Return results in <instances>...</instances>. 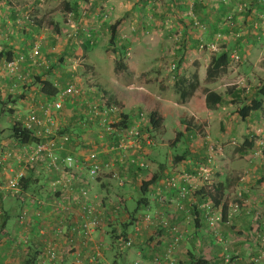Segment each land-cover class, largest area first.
I'll use <instances>...</instances> for the list:
<instances>
[{
    "label": "crops",
    "instance_id": "crops-1",
    "mask_svg": "<svg viewBox=\"0 0 264 264\" xmlns=\"http://www.w3.org/2000/svg\"><path fill=\"white\" fill-rule=\"evenodd\" d=\"M87 1L64 0L61 7L54 10L55 3H58L59 0H0V53L4 54L0 65H3L7 56L14 59L19 54L29 52V49H32L34 45H39L40 53L41 51L44 54L47 53V48L52 42L55 43V40L50 37L48 42L42 41L41 28L43 26L52 27L57 33L62 25L61 21H63L66 5L70 11L73 9L71 13H68L74 14L73 16L80 12V8L88 5L87 12L82 13L85 16L79 21L82 24V29L85 27L86 31L90 32L84 40L81 39L83 43V46L80 47L82 67L87 71L89 80L95 81V87L103 92L107 96L106 98L112 99L120 105L121 113L128 115V128L138 129L140 133L145 129L146 132L141 133L143 137L131 149L111 151L110 147L118 140V135L106 136L100 140L95 132L83 130L80 126L76 128L73 124V114L76 113L74 116L77 117L78 122L81 120V114L88 113L89 118L92 115L87 108L83 107L82 102L80 103L81 107L79 103V107H77L76 103L69 102L70 104L66 105L67 109L61 113L62 117L58 123L56 121L57 126L63 125L69 128V133L72 135V144L68 146L67 154L76 156L78 150H97L102 164H108L109 167L103 169L96 178H88L85 185L86 198L78 195L80 182L76 179L81 174L82 177L86 176V171H72V174L68 171L50 172L45 169L42 163L26 172L20 193L13 195L6 187V180L13 177L20 169L17 163V154H20V151H26V149L13 142L10 138L9 128L13 124V118H25L26 109L27 113L34 111L38 117L42 118L43 113L39 108L50 98L43 97L39 90H29L26 87L24 91H20L24 92L25 97L22 93L11 98V100L15 99L13 108H17L18 111L14 112L17 115L15 117L8 115L4 122H1L2 116H0V227H3L0 230V264H26L32 257L34 264H39L40 260L45 259L43 254L45 244L52 240L55 244L56 260L47 264H72L78 255L84 254L85 250L83 237L76 233L71 234L68 227L71 223L81 222V204L85 201L96 206L100 204L97 209L101 213L102 223L93 233V237L96 242L108 247V249L102 250V255L104 260L110 264H133L135 262L165 264L161 257L166 241L162 242L160 232L153 231L154 225L139 224L137 226L135 223L140 216L147 213L155 217L169 218L180 226L184 239L175 250L178 264H191L195 259L203 261V264H253L252 259L261 256V254L263 256L257 264H264V245L258 237V231L264 224V151L261 156H253L251 151L257 147L256 141L252 148L243 149L247 138L256 137L253 132L249 136L244 134L245 140L240 143L241 146L238 148L229 149L226 147L214 151L216 148L214 144L223 145L229 141H238L239 130L242 128L251 130L250 128L260 120L264 122V107L244 120L247 126L243 127L242 125L239 127L240 129L233 126L232 129L229 128L218 137H211L208 132L209 136H206L203 132L206 128L209 129L214 121L221 122L226 119L230 121L232 116L229 111L232 110V107L238 108V105L232 104L231 98L226 93L229 86L235 87L232 85L233 83H230L234 80L233 78L243 75L255 76L260 69L255 58L257 60L264 59V48L256 31L253 30V24L259 20V7L256 0H229L228 4H223L220 0H213L214 2L203 6L196 3L194 6L191 5L190 9L181 0V26L179 25L180 29L177 27L181 33V51L173 53L176 54L180 63L179 75L175 80H184L185 85H188L196 77L197 87L185 99L186 102L181 105L182 107L190 102L192 111L187 113L188 116L182 112L178 117L177 125L184 127L186 139L182 154L185 155V160L179 165L172 163L174 158L172 155H170V161L161 162L159 159L162 153L167 154L168 148L181 145L177 143L175 146H170L171 144L164 142L167 117L164 116L163 130L152 132L147 116L140 118L138 116L140 110L130 108L127 111L122 106L126 101L129 104V97L126 98V93L131 90L129 89V85H132L130 77L144 73L142 67L147 64V59L142 56V58L135 57L131 58L132 60L124 61L127 68L120 73L129 71V74L125 77L126 80L121 81L123 79L115 78L117 77L114 72L115 59H111L108 54H106L107 60L103 59L96 48L97 42L100 41L99 38L102 41L107 40L108 44V26L114 22L121 20L117 32V42L120 43L124 40H120L121 31L136 27L134 23L138 22L137 15L132 17L125 14L135 9V3L128 6V11L122 13L118 9L121 7V2L114 0L115 4L114 2L110 4L112 11L107 15V12L100 7L96 9L93 7L102 2L113 0ZM239 2L245 3L248 7L242 13L237 9ZM124 3L126 4L127 0H124ZM182 8L192 11L191 15L193 13L201 21H207L208 31L197 32L191 26L189 27L191 21L184 19L187 17L182 14ZM101 11L107 16L105 19L100 16ZM23 13L28 14L31 21L25 22ZM228 15L233 16L234 27L232 28L225 26L222 21ZM96 25L101 30L100 32L93 31L96 29ZM142 27L145 28L144 25ZM127 32V35L124 36H128V38L132 36L133 33ZM237 33L242 36L236 37ZM56 41H58V46L62 40L56 39ZM201 42L213 44V51L202 52L199 49ZM124 43L127 44L126 40ZM72 48L71 43L70 45L66 44L62 50L59 48L60 55L64 59H67L68 56L74 59L71 57ZM74 49L78 51L76 47ZM233 52H237L240 56L239 62L233 60ZM222 53H226L229 58L226 71L217 78L208 80L206 71L211 60ZM62 63L59 66L60 69H55L58 70L56 74L55 70H52L51 73L42 71L41 80H47L53 84V79L56 81L60 79V82L62 78V80L68 79L69 82L75 79L79 73H74L66 61ZM50 65L53 64L50 62ZM138 65L141 66L139 71L136 69ZM24 67L27 66L21 68ZM30 70L31 74H34L37 67L33 66ZM36 77H39V74ZM2 78L5 80L0 79V103L4 102L3 98L6 97L10 85L6 78L3 76ZM175 82L168 83L169 86L165 87V91H170L172 87L177 92ZM144 87L141 86L139 89L145 91ZM258 87H254L253 97H256L255 91ZM235 89L242 90L244 88L236 86ZM206 90L222 95L224 102L219 106L199 111L196 109V105L202 92ZM162 98L165 102V97ZM178 98H180L179 94ZM81 108H84L85 111H81ZM173 109L175 110V108ZM181 110L184 111V108ZM74 111L75 113H73ZM233 117L236 119L237 116L233 114ZM186 126L189 129L187 132ZM145 137L151 138L150 143L142 140ZM5 151H10L12 155H15L10 160L2 162V155ZM64 155L66 154L64 153ZM15 156L16 160H14ZM140 156L147 157L149 161H141ZM140 163H144L146 167H139ZM201 166H204L209 172L208 176L215 184L213 186L215 188L213 189L204 182H196L193 194L188 198L181 199V208H176L173 201L177 200V191L175 189L166 190L165 180L176 178L179 185H185L181 181L182 177L196 175ZM113 174H116L117 177L113 178L111 176ZM154 175L158 177V182L150 186L145 195L141 194L139 190L142 183L150 180ZM69 176L70 187L63 181ZM60 179L62 180L61 185L51 186V183ZM136 194L138 197L134 198ZM131 202L135 205L133 208L129 207ZM207 203L220 214L222 209L226 208V217L216 225L214 230L208 227L203 217L202 206ZM59 204L62 207L68 206L66 207L68 210L57 211L56 205ZM234 205L238 206L236 211L233 209ZM24 211L26 213L23 216V221H20ZM60 221H62V225L66 226L64 227L65 236H56L55 233ZM126 223H132L127 234L132 237L134 244L131 249L120 251L115 245H112L111 236L112 233L118 235L121 232L120 228ZM135 227L139 229L136 235L133 234ZM66 237L70 239V242ZM227 256L230 259L228 263L226 262Z\"/></svg>",
    "mask_w": 264,
    "mask_h": 264
},
{
    "label": "rangeland",
    "instance_id": "rangeland-1",
    "mask_svg": "<svg viewBox=\"0 0 264 264\" xmlns=\"http://www.w3.org/2000/svg\"><path fill=\"white\" fill-rule=\"evenodd\" d=\"M63 2L64 0H59L58 3L56 2L55 3L56 6L54 5L55 6L54 10L59 9ZM113 2L114 0L105 3L102 2L98 5H95L93 8L96 9L100 7V9H103L105 12H107L108 15L112 11L110 4ZM119 2H121V7L120 8L118 7V9L122 13H124V11H128L129 10L128 6L131 4L134 5L135 3V9L125 14L127 16L129 15L132 17H134V15L136 14L138 17V22L134 23L136 27H133L131 29L133 30V32H131V30L128 28L123 29L121 31L120 40L121 39L126 40L127 44L124 43V40H122L121 43L117 42V46L123 50V54H124L123 60L126 62L127 60L129 61L134 59L135 57L142 58V56L144 59H147L146 61L147 64H144L142 67L144 73L136 77L133 76L130 77L132 79L131 81L132 85H129V89L131 90L126 93V98L127 96L129 97L128 98L129 104L125 100L126 102H124V105L122 106L127 111H129L130 108L138 109V111L140 110V114L142 113L143 117L146 116L148 117V114L152 110H156L159 111L160 113H164V116H166L167 118L165 121L166 130L164 131L166 133L163 140L165 143L170 145L175 137L176 132H178V130L180 131V127L177 125L178 124L177 122L179 120L178 117L182 112H185L186 116H188L187 113L192 111L190 102H187L186 105H183L181 107L182 103L186 102V100L181 102L180 98H178V93L175 92L172 89V87L170 91L168 92L165 91V87L168 85V83H174L176 81L175 79L179 75L178 67L180 63L178 57H176V54L173 53L176 51L177 52L181 51V33H179V29H180L179 25L181 26V0H127L126 4L124 3V0H119ZM182 2L183 4H185V6H188V8L190 9L191 5L194 6V4L196 3L203 6L206 4H210L214 1L213 0H183ZM238 5H241V3L239 2ZM87 8L88 5L83 6L82 8H80V12L76 16H73V18L71 17L72 22H75L76 24L74 25V27H71V24L68 22V13L65 11L63 21H61L62 25L59 29L57 28L58 29L57 33L54 32L55 29H52V27L43 26L41 28V35L43 37L42 41L48 42L49 38L51 37L55 40V43L52 42L49 45V47L47 48L48 50L47 53L45 52L44 54L41 51V57H42L41 61L44 64L40 66V68L37 67V70L34 71L35 72L34 74H31L30 69L33 67V65L30 62H26L23 64V66H27V67L24 68H21L23 66L20 67L18 71V76H21L22 78L26 77L25 82H21V80L16 81L15 79L14 84L16 87L13 88L14 85V84L12 85L13 81L8 80L9 81L8 84H10L9 85L10 87L8 86L7 89L8 95L5 92L6 97L3 98L4 102H1L5 104L0 108V116H2L1 122H4L5 118L7 119L9 114H7L6 110L11 108L12 107L11 105H13L11 100L8 101V103L6 102L8 100L7 99L8 96H10L13 99V97L17 95H21L23 93V96L25 97L24 92H20V91H24V89H26L25 87L27 86L28 87L32 86L35 83V77L38 76V74L39 77H41L40 75L41 73H43L42 71H47L51 73L52 70L60 69L59 66L63 64L62 63L63 61H66V63H68V67L72 69L74 73L76 74L79 73V74H77V76H75V79H73L70 82L67 81L68 79L62 80L63 78L61 79V82L60 79H58L57 81L53 79L52 80L53 84L56 85L60 90L64 89V87L67 86L68 84L75 85L76 89L80 91V97L72 98L71 100H69V102L71 103L73 102V104L76 103L77 107H79V104L81 102H83V104L86 103V107H87V103L96 100V98L94 96L92 97L89 92L92 88H95V81L92 79L89 80V78L87 77V71H85V68L82 67L83 61L80 59V55H81L80 47L83 46L81 39L84 40L86 35L90 33L86 31L85 27L84 29H82V24L79 22L81 18L85 16V15L83 16L82 13L87 12ZM191 12L192 11L184 8L182 13L183 15H185V17H187L184 18L186 21L189 22L191 21L189 27L191 26V28L195 29L197 32L200 31L205 33L206 31H208L209 29L208 22L201 21L199 17L193 15V13L191 15ZM22 15L25 22L31 21L30 17H28V14L23 13ZM99 21L100 20L98 19V22ZM219 21L221 22V20ZM195 22L200 25L201 24L205 25L207 29L205 31H202L199 28V26L194 25ZM82 23L84 24L83 20ZM24 25L23 28L25 27ZM142 25H144L145 28H143ZM95 28L96 29H94L93 31H98V32L101 31L99 30L97 25L95 26ZM127 31L133 33L132 36H129V38L128 36H124L127 35L126 34ZM90 35L92 36V34ZM55 36H57V38H55ZM56 39L62 40L60 41L61 43H59L58 46H57L58 41H56ZM98 40L100 41L97 42L96 48L100 56L103 57V59L105 60H107L106 54H108V56L111 59L114 58L112 53L109 52L108 50L109 47L107 44V40L102 41L100 38ZM70 43L73 47L72 48L73 52L71 54V57H74V59L70 58L69 56L67 59H64V57L60 55L61 50L66 44L70 45ZM74 47H76L78 51L75 50ZM59 48L61 50H59ZM29 50H31V48ZM208 50H209L208 48L204 47V49H202V52H208ZM60 58L61 60H59ZM105 60L103 61V64L105 63ZM255 61H257L256 62L258 63L257 66L260 68L258 70L257 75L255 76L243 75L242 77H235L233 78L234 80L230 82L233 83L232 85H234L235 87L239 86L241 88L242 87L250 88V89H246V91L244 92L247 96L249 95L250 97H253L254 95V87L256 88L257 86L264 85V59L259 58L257 60V58H255ZM4 62L5 61H3V63ZM50 62L53 64L52 66L50 65ZM136 69H138L139 71L141 69V66L138 65V68ZM1 71H2V65H0V79L5 80L1 76ZM57 71L56 70L54 71L55 74ZM128 74L129 71L127 73L125 72L119 73L115 78L116 79L121 78L123 79L121 81H124L126 80L125 77ZM141 86H145L144 87L145 91L139 89ZM229 87H233V86H229ZM154 97L156 98V100H154L155 99ZM162 97H165V102H163ZM175 105H177V107H175ZM173 108H175V110ZM183 108L184 111L181 110ZM235 109L237 110L238 108L232 107V110L229 111L230 116H232L230 121H228L227 119L221 122L214 121L213 125L209 129L206 128L203 131L204 134L206 136H209L208 134H210L211 137H218L229 128L232 129L233 126L237 127L238 129H240L239 127H241L242 125L244 127L246 123H244L243 119L241 120L238 117H236L237 119L236 120L233 117V114L237 116ZM15 111L18 110L16 109ZM27 112L28 110L26 109V115H28ZM57 120L59 121L58 118ZM250 129L251 130L247 128L245 130L244 128H242L241 130H239L237 134L240 140L238 139V141L237 140L229 141V143L223 145L214 144L216 146L214 151H216L219 148L222 149L229 147V149H234L240 147L241 146L240 143L244 142L243 140H245L244 134H247V136H249L251 132H253L255 134L254 136H256L257 146H259L260 148H264V122L260 120V122L254 124V126L251 127ZM142 132L145 133L146 132L145 129L142 130ZM184 134H183V138H181L179 142L181 144L179 147H176L175 146L176 144H171L170 146L173 145L175 147L168 148L166 150L167 154L162 153L160 155L159 159L161 162L165 160L170 161L171 158L170 155L177 156L183 154L184 143H186ZM153 137L155 138V136ZM154 138L152 139L154 140ZM140 160L149 161L147 157H143V156H140ZM135 197H138V194H136L134 198ZM134 206L135 205L132 204V202L129 203L130 208H133Z\"/></svg>",
    "mask_w": 264,
    "mask_h": 264
},
{
    "label": "built area",
    "instance_id": "built-area-1",
    "mask_svg": "<svg viewBox=\"0 0 264 264\" xmlns=\"http://www.w3.org/2000/svg\"><path fill=\"white\" fill-rule=\"evenodd\" d=\"M223 4H228L229 0H220ZM256 4L259 7V20L253 24V30L256 31L258 38L260 39V43L264 48V0H256ZM248 7L245 3H241L237 7L238 12L246 10ZM100 16L105 19L107 16L103 11L100 12ZM223 24L227 27H234L233 16L228 15L222 19ZM221 21V22H222ZM68 22L71 24V27H74L75 22H72L71 15L68 14ZM194 25L199 26L202 31H205L207 27L205 25H200L198 23H194ZM262 28V29H261ZM242 36V34H241ZM239 33L236 34V37H241ZM199 49L202 50L204 47L208 48L209 51H213V44H199ZM264 57V53H263ZM232 58L234 61L239 62L240 56L237 52H233ZM41 53L39 45H34L32 49L26 54H19L11 61H5L2 65V76L9 81H13L12 85L16 81L21 80V82H25L26 77L18 76V71L20 67L26 63L30 62L33 66L40 67L44 63L41 61ZM30 64V65H31ZM57 87L56 85H54ZM15 84L13 88H15ZM245 90L249 88L242 87ZM241 88V89H242ZM58 89V93L56 96L46 103L42 104L39 108L42 111V118L38 117L34 111L28 113L25 118L22 119V124L26 129L34 130L36 136L42 139H45L43 142H39L30 146H23L26 151H20L18 155V164L19 170L15 173L13 177H10L6 180V187L13 195H18L20 193V180L25 176V171L27 168H35L38 164L42 163L45 169L50 172L61 173L64 171H68L72 174V171L81 172L86 171V176L82 177V174L79 178H76L77 181L80 182V188L78 190V195L82 198L87 197V191L85 189V185L88 181V178H96L102 169H106L109 167L108 164H102L99 159V153L97 150H87V151H77V155H66L61 156V153L65 150V146L69 144V139L67 136H55L54 131L57 130V123L54 115L61 110L62 105L68 100L72 98L80 97V91L76 89V86L73 84H68L64 89ZM90 94L96 98L93 102L86 103L84 106L91 112V121L94 122V125L97 128V136L100 140L105 138L106 136H111L113 134L118 135V140L112 143L110 150H122L127 151L131 149L139 140L141 139L140 133L138 129H127L124 131H119L113 128V124L118 123V115L121 113V109L119 106L108 105V101L104 94L98 92L96 88H92ZM142 118V113L139 115ZM20 117H17L19 120ZM150 143V140L147 141ZM21 147V146H20ZM109 149V147H108ZM263 149L259 146L255 147L251 153H253L254 157L261 156L263 154ZM15 155V154H13ZM12 152L5 151L2 155V162H6L12 158ZM16 160V156L14 158ZM139 167L145 168L146 165L144 163H140ZM209 172L206 170L204 166L198 168L196 175L194 176H183L181 181L185 183V185H179L176 178H169L165 180L164 186L166 190L175 189L177 191V200H174V204L176 208H181V199L188 198L193 194L195 190L196 182H204L208 184L210 187L214 189V183L212 179L208 176ZM116 174H113V178H116ZM65 185L70 187V176L68 179L63 180ZM62 180L55 181L51 183V186L56 187L61 185ZM67 186H65L67 188ZM68 206L62 207L60 204L56 205L57 211H67ZM100 207V204L93 205L88 201H85L81 204L82 217L80 223H71L68 227L71 234L76 233L83 237V248L84 254L78 255L72 264H110L104 260L102 255V250L108 249V247L104 246L102 243H98L94 240L93 233L100 227L101 213L97 209ZM238 208L237 205L233 206L234 211ZM203 217L208 225V227L212 230L215 229L216 225L222 221V217L220 213H217L210 204H205L202 206ZM25 211L20 218V221H23V216L25 215ZM189 219V218H188ZM189 221V220H187ZM136 225L145 224V225H154L153 231L160 232L161 240L165 243L163 248V255L161 257L162 261L165 264H178L177 259L175 258V250L177 246L184 239L183 232L178 224H175L169 218H160L155 217L149 213L140 216L138 220L135 221ZM65 225H62V221L59 222L58 227L55 230L56 236H65L64 231ZM139 232L137 227L134 228L133 234L136 235ZM258 237L261 239L262 244L264 245V224L262 228L258 231ZM67 241L70 242V239L67 238ZM115 247L120 251L131 249L134 241L131 236L123 237L121 233H118V238L116 239ZM110 248V247H109ZM43 254L45 259L39 261V264H47L52 263L56 260V251L54 241H50L45 244L43 248ZM263 254L259 257H255L251 262L253 264H257L262 258ZM230 261L229 257H226V262ZM133 264H140L139 262H135Z\"/></svg>",
    "mask_w": 264,
    "mask_h": 264
},
{
    "label": "trees",
    "instance_id": "trees-1",
    "mask_svg": "<svg viewBox=\"0 0 264 264\" xmlns=\"http://www.w3.org/2000/svg\"><path fill=\"white\" fill-rule=\"evenodd\" d=\"M66 7H67V5H66ZM66 7H64V10L67 13H71L73 11V9H71V11H70V9H67ZM70 15L73 18V15L72 14H70ZM120 25H121V20H118V21L114 22L112 25L108 26V33H109L108 46H109V51L113 54L114 59H115L114 60V72L116 74H118L122 71H125L127 68L126 64L124 63V60H123V58H124L123 50L117 46V32H118ZM3 58H4V54L2 55V53H0V63L2 62ZM11 60H12L11 57L7 56L5 61L8 62ZM228 61H229V58H228V55L226 53H222L218 57L213 58L211 60L209 67L207 68V71H206L207 79L208 80L215 79L219 75L224 73L226 71ZM175 85H176V90H177V93L179 94L180 99L182 101H184L196 89V87H197L196 77H194L193 81H191L188 85H185L184 80H179V79H178V81L175 82ZM26 88L29 90L33 89L35 91L39 90L40 94L43 97L50 98V99L54 98L56 96V94L58 93L57 87H55L50 81L41 80V77H35V83L32 86H29ZM96 90L98 92H101L97 88H96ZM245 91H246L245 89L236 90L235 87H230L226 90L227 96H229L231 98L232 104L238 105V109L236 110V114H237V117L241 120L242 119L247 120L251 116L252 113L259 111V110L263 109V107H264V85L259 86L257 88V91H255V93L257 94L256 97H250L249 95L247 96L244 93ZM101 93H103V92H101ZM104 97H107V96L104 94ZM7 99L8 100L6 102L8 103V101L11 100V97L8 96ZM106 99L108 101V105H115V106L120 107V105L115 103L114 100L108 99V98H106ZM11 101H12L13 105L11 108L7 109L6 112L11 117H12V115H14V117H15V115H17L14 113L17 108L16 107L13 108V106H15V99L11 100ZM223 102H224V99H223L222 95L214 93V92H209L206 90V91L202 92V96L199 98V100L197 102L196 109L199 111H202L205 109H209L210 107L219 106V105L223 104ZM4 104L5 103H0L1 107L4 106ZM68 104H70V103H69V100L67 99V101L62 105L61 110L58 111V113H56L54 115V118L56 119L57 123H58L57 118L60 120V118L62 117L61 113H63L67 109L66 105L68 106ZM83 107L86 108L84 106V104H83ZM84 108H81V111H83V110L85 111ZM120 109H121V107H120ZM73 113H75V111ZM75 114H73L72 117H74L73 118V124L75 125L76 128H77V126H80V128H82L83 130L87 129L88 131H92V132H95V134H97V128L94 125V122L91 121V119L88 117V113H83V114L80 113L81 114V118H80L81 120H79L80 122H78L76 120L77 117L74 116ZM138 115H140V113ZM128 121H129L128 115L124 114V113H120L118 115V123L113 124V128H115L117 130V132L127 130V129H129L128 128L129 127ZM164 121H165L164 114L160 113L159 111L152 110L148 114V125L151 128V130H153L152 132H154V131L159 132V131L163 130ZM12 123L13 124L9 128L10 138L18 146H21V147L30 146V145H34V144H37L39 142L45 141V139L37 137L34 130L26 129L22 124L21 118L19 120L13 118ZM70 123H72V122H70ZM185 128H186V132L189 131V129H187V126ZM151 130H150V132H151ZM69 131H70L69 128H66L63 125H60V127L57 126L56 132L54 131L55 136L56 135L67 136L69 139V144H67L65 146V150L61 153V156L68 155L67 154L68 146H70L72 144V135H71V133H69ZM184 132H185L184 127H180V131L178 130V132H176L175 137H174L173 141L171 142V144L179 143L181 138H183ZM139 133H140V131H139ZM141 133H140V136L142 138L143 136L141 135ZM114 136H116V135L113 134L110 137H114ZM255 138L256 137L247 138V140L243 144L244 145L243 149L247 150V149L252 148L255 144V141H256ZM150 139L151 138L145 137V139H142V140L144 142H147ZM139 140H141V139L139 138ZM64 153L66 155H64ZM184 160H185V155H177V156H174L172 163L174 165H179ZM29 170H32V168L31 167L27 168V170L25 171V176H26V172H28ZM25 176L20 180V189H21L22 183L24 182ZM111 176H113V175H111ZM157 182H158V177L156 175H154L150 180L142 183L140 190H139L140 193L145 195L148 191V188L152 185H155ZM217 193L220 195L219 191H217ZM221 217H222V221H223L224 218L226 217V208L222 209ZM131 224L132 223L123 224V226L120 228L121 229L120 233L124 238L128 237L127 231L129 229V227L131 226ZM2 229H3V227L1 226L0 230H2ZM117 238H118V235H113V233H112V236H111L112 245H116L115 243H116ZM26 264H34V258L32 257L30 260L27 261ZM191 264H203V261L195 259V260H192Z\"/></svg>",
    "mask_w": 264,
    "mask_h": 264
}]
</instances>
